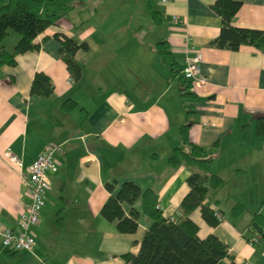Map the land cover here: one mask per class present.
<instances>
[{
  "label": "crops",
  "instance_id": "1",
  "mask_svg": "<svg viewBox=\"0 0 264 264\" xmlns=\"http://www.w3.org/2000/svg\"><path fill=\"white\" fill-rule=\"evenodd\" d=\"M213 2L82 0L35 38L39 49L0 67V264H126L123 255L138 252L151 220L141 198L123 202L125 214L138 212V226L119 232L116 221L101 215L110 195L105 182L116 180L115 191L125 180L150 188L165 217L181 215L187 177L196 169L172 166L168 156L181 144L183 125L192 143L210 148L208 173L224 181L205 200L222 216L217 225L207 224L199 207L189 214L197 235H214L228 247L231 258L216 264H264V140L254 133L256 118L264 116V41L234 51L210 46L221 25ZM231 24L264 31V0H241ZM56 33L85 44L74 53L78 79L59 55ZM18 39L9 30L2 45L12 52ZM159 44L180 74L184 57L199 52L205 85L183 95ZM36 72L51 79L49 96L31 94ZM65 100L75 105L63 109ZM49 142L62 152L48 173L51 189L32 229L35 243L30 252H9L1 232L18 228L27 196L5 152L28 166Z\"/></svg>",
  "mask_w": 264,
  "mask_h": 264
},
{
  "label": "trees",
  "instance_id": "2",
  "mask_svg": "<svg viewBox=\"0 0 264 264\" xmlns=\"http://www.w3.org/2000/svg\"><path fill=\"white\" fill-rule=\"evenodd\" d=\"M82 0H6L0 5V67L15 63V56L29 50L39 49L35 38L48 27L55 24L68 11L74 9ZM241 5V0H214L212 9L220 16L221 25L217 37L209 42L217 48L238 50L243 44L260 47L264 41V31L256 28L237 27L231 24V18ZM9 30L19 35L12 52L2 45V40ZM55 38L60 42L59 55L65 62L71 75L78 79L80 67L74 59V53L85 48L84 43H77L73 38L63 33H56ZM159 52L171 60V77L179 81L180 92L191 95L190 82L185 79L177 68V61L169 55L164 44H159ZM31 94L49 96L53 92V83L43 72H36L30 87ZM75 105L72 100H65L61 107L70 109ZM249 124L243 126V137H249ZM188 125L180 128L181 144L172 149L168 162L172 166L185 163L195 168L187 177L189 191L181 201V215L167 218L157 205L156 193L150 188L140 189L131 180L121 183L114 190L116 180L105 182V188L110 195L101 208V215L108 221H116L117 230L121 233H133L138 223V212L131 208L124 213L122 203L132 204L141 198L144 214L151 220L140 242L137 253L123 255L126 264H216L224 257H230L228 247L214 235L200 238L198 227L189 218V214L197 207L201 210L204 221L217 225L221 219L215 215V210L205 201L208 192L224 184L216 174L208 173V167L213 157L210 148L192 143L187 135ZM254 133L264 140V116L256 118ZM238 205L233 208L241 209ZM222 218V217H221ZM8 250V249H6ZM10 252V250H8Z\"/></svg>",
  "mask_w": 264,
  "mask_h": 264
},
{
  "label": "built area",
  "instance_id": "3",
  "mask_svg": "<svg viewBox=\"0 0 264 264\" xmlns=\"http://www.w3.org/2000/svg\"><path fill=\"white\" fill-rule=\"evenodd\" d=\"M174 20L178 21L179 18L176 16ZM201 59V54L196 52L186 55L183 61L181 74L190 82V89L193 91L204 86L207 81L201 73ZM61 152V145L49 142L28 166H23L21 159L10 150L5 152V158L19 170L27 198L17 217L18 228H7L1 232L4 248L20 254L32 250L35 243L32 229L40 219L46 194L51 189L48 173L57 170L56 155ZM215 215L219 219L222 217L219 212H215ZM254 240L256 238L252 239Z\"/></svg>",
  "mask_w": 264,
  "mask_h": 264
},
{
  "label": "water",
  "instance_id": "4",
  "mask_svg": "<svg viewBox=\"0 0 264 264\" xmlns=\"http://www.w3.org/2000/svg\"><path fill=\"white\" fill-rule=\"evenodd\" d=\"M254 226H257V224L254 223Z\"/></svg>",
  "mask_w": 264,
  "mask_h": 264
}]
</instances>
